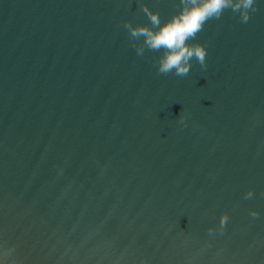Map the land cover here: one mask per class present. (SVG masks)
<instances>
[{
    "label": "water",
    "instance_id": "1",
    "mask_svg": "<svg viewBox=\"0 0 264 264\" xmlns=\"http://www.w3.org/2000/svg\"><path fill=\"white\" fill-rule=\"evenodd\" d=\"M141 3L178 11L0 0V242L17 264H264V0L206 23L207 67L185 77L132 47Z\"/></svg>",
    "mask_w": 264,
    "mask_h": 264
},
{
    "label": "clouds",
    "instance_id": "2",
    "mask_svg": "<svg viewBox=\"0 0 264 264\" xmlns=\"http://www.w3.org/2000/svg\"><path fill=\"white\" fill-rule=\"evenodd\" d=\"M177 7L178 11L162 20L159 11L141 3L140 10L149 23L123 21V27L138 56H143L145 50L161 53L156 68L160 75L185 77L191 71L193 60L206 68V46L196 41L205 24L210 20H219L229 10L239 16L241 23H247L251 15L258 11L257 0H178ZM179 117L183 122L181 114ZM253 195L254 191L250 188L245 193V199H251ZM250 215L256 218L259 212L251 209ZM228 219L227 212L221 214L219 231L225 229ZM216 230L210 227L208 231L212 234ZM14 252L15 246L9 247L6 242H0V264H17L12 259Z\"/></svg>",
    "mask_w": 264,
    "mask_h": 264
}]
</instances>
